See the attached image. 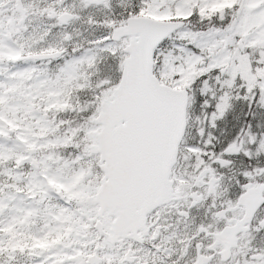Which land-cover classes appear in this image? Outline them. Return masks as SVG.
Instances as JSON below:
<instances>
[{"label":"snow or ice","instance_id":"obj_1","mask_svg":"<svg viewBox=\"0 0 264 264\" xmlns=\"http://www.w3.org/2000/svg\"><path fill=\"white\" fill-rule=\"evenodd\" d=\"M0 264H264V0H0Z\"/></svg>","mask_w":264,"mask_h":264}]
</instances>
